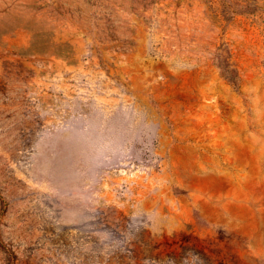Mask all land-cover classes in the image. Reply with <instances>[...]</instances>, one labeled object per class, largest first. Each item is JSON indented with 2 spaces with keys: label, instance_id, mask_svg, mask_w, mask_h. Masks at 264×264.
Instances as JSON below:
<instances>
[{
  "label": "rangeland",
  "instance_id": "obj_1",
  "mask_svg": "<svg viewBox=\"0 0 264 264\" xmlns=\"http://www.w3.org/2000/svg\"><path fill=\"white\" fill-rule=\"evenodd\" d=\"M0 264H264V0H0Z\"/></svg>",
  "mask_w": 264,
  "mask_h": 264
}]
</instances>
